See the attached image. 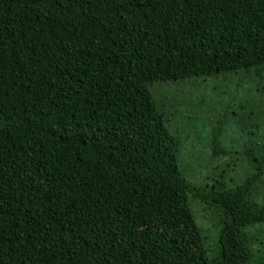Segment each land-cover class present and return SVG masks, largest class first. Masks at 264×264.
<instances>
[{
    "label": "trees",
    "instance_id": "16d2710c",
    "mask_svg": "<svg viewBox=\"0 0 264 264\" xmlns=\"http://www.w3.org/2000/svg\"><path fill=\"white\" fill-rule=\"evenodd\" d=\"M238 72L240 148L209 143L240 170L194 184L148 85ZM255 96L264 0H0V264H264Z\"/></svg>",
    "mask_w": 264,
    "mask_h": 264
},
{
    "label": "rangeland",
    "instance_id": "374dc122",
    "mask_svg": "<svg viewBox=\"0 0 264 264\" xmlns=\"http://www.w3.org/2000/svg\"><path fill=\"white\" fill-rule=\"evenodd\" d=\"M10 34L17 37L15 30ZM241 74L242 72L217 73L210 76H192L168 82H155L148 85V90L163 115L164 123L176 139L179 140L177 152L178 166L185 174V178L194 184H210L219 179L220 176L223 181L231 184L229 175L236 174L240 170L239 165H236L234 169L230 167L227 170L226 164L228 160L226 159L217 160L215 164H212L215 157L211 155L209 137L219 131L220 140L224 147H234V151L240 148L242 139L240 136L242 135L236 133L235 129H232L230 126L227 127V125L229 122L233 123V119H235V115H231L230 108L241 103L242 99L244 102L246 100V97L243 96L247 91L240 90V86L245 84V81L241 78ZM236 87L238 88L236 89ZM231 88L235 92H232ZM247 98L250 97L247 96ZM247 101L248 107L251 110L250 113L254 114L253 121L257 124L260 133L263 134L264 100L260 103L255 96L252 99H247ZM83 102L84 97L79 96L76 100L71 101L70 105L80 112ZM48 107L51 110L46 109L44 113L48 114L52 111L53 119L57 120L59 116H55L54 112H57L62 105L58 104L55 109H52L50 105ZM68 112L71 113L72 109H69ZM78 115L79 113L77 112ZM213 123H215V126H213ZM255 133H257V129ZM196 166H200L198 169L199 177L196 176ZM212 168L215 174L203 180V170L206 172L212 171ZM241 175L242 170L240 171ZM188 202L193 214L197 218L198 207L196 206L200 205V202L191 199V196H189ZM205 212L207 211L204 210L203 213ZM206 227V229H202V233L206 236L209 249H212L214 247L213 239L215 243L218 231L215 232L213 237V233L210 232L212 231V227H208V223ZM257 241H262L259 236H257ZM254 247L257 246L254 245Z\"/></svg>",
    "mask_w": 264,
    "mask_h": 264
}]
</instances>
